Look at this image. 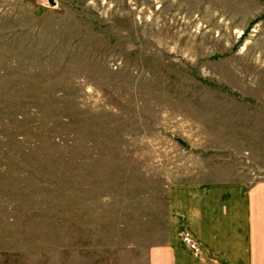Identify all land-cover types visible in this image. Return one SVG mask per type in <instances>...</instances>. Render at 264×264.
Returning <instances> with one entry per match:
<instances>
[{
  "label": "rangeland",
  "instance_id": "1",
  "mask_svg": "<svg viewBox=\"0 0 264 264\" xmlns=\"http://www.w3.org/2000/svg\"><path fill=\"white\" fill-rule=\"evenodd\" d=\"M216 185L264 186V0H0V264H153Z\"/></svg>",
  "mask_w": 264,
  "mask_h": 264
},
{
  "label": "crops",
  "instance_id": "2",
  "mask_svg": "<svg viewBox=\"0 0 264 264\" xmlns=\"http://www.w3.org/2000/svg\"><path fill=\"white\" fill-rule=\"evenodd\" d=\"M185 191L175 240L156 249L153 264H264V186L243 195L228 188L227 196L224 187L209 186L210 196L197 201Z\"/></svg>",
  "mask_w": 264,
  "mask_h": 264
}]
</instances>
